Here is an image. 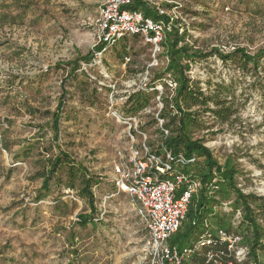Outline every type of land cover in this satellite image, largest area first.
Masks as SVG:
<instances>
[{
  "label": "rangeland",
  "instance_id": "374dc122",
  "mask_svg": "<svg viewBox=\"0 0 264 264\" xmlns=\"http://www.w3.org/2000/svg\"><path fill=\"white\" fill-rule=\"evenodd\" d=\"M104 1L4 0L16 15V23L0 26V264L153 262L128 195L107 199L103 217L85 227L76 224L77 213L89 211L85 201L63 196L66 214L61 215L53 211L51 199L57 193L35 198L41 184L40 178L32 177L39 166L36 152L51 140L46 125L49 116L43 112L55 109L66 77V69H56L54 64L85 54L101 42L104 34L98 18ZM171 1L176 6L168 13L182 24L185 42L194 48L209 52L216 47L228 52L245 47L254 53L264 46V0ZM171 25L172 19L166 30ZM130 45L129 60L122 62L115 48L96 53L91 63H81L75 78L64 82L68 93L58 144L98 178L93 189L98 210L102 196L114 191L108 180L117 153H128L133 143L122 118L124 100L166 64L163 46L154 52L144 40L130 41ZM188 75L205 92L219 84L234 92L238 109L232 122L221 127L215 124L198 134L220 162L227 155L236 157L244 192L264 195V79L258 83L249 69L222 61L216 54L192 62ZM163 80L171 92V81ZM155 88L162 91L161 81L155 82ZM161 106L158 95L151 98L150 105L136 115L137 128L156 117ZM156 127L150 125L142 131L145 140L154 145L160 143L155 139ZM36 134L42 136L41 144L32 155L14 162L12 154L21 150L22 141ZM134 139L138 146L144 137L137 133ZM4 142L9 149L3 148ZM228 204L218 210L227 212ZM238 215L234 214L233 224ZM243 250L238 246L235 256L241 258Z\"/></svg>",
  "mask_w": 264,
  "mask_h": 264
},
{
  "label": "trees",
  "instance_id": "16d2710c",
  "mask_svg": "<svg viewBox=\"0 0 264 264\" xmlns=\"http://www.w3.org/2000/svg\"><path fill=\"white\" fill-rule=\"evenodd\" d=\"M157 6L170 10L176 4L166 1L159 3L158 0H132L127 8L140 10L145 17L168 22L172 16L160 14ZM9 8L10 4H4V0H0V26L16 23V15L11 14ZM180 25L182 24H179V20L172 17L171 30H165V37L161 42L166 64L161 71L154 73L149 82L144 83L145 86L127 95L122 112L126 117H136L150 105L151 98L158 95L162 106L157 116H151L150 120L138 125L141 131L147 126L157 125L155 139L160 143L154 145L146 140L150 150L160 153L163 148L174 156L182 154L185 157H197V161L185 165L183 171L193 180H197L199 186L191 194L180 226L168 239L170 245L179 249L193 248L191 254L180 264H264V195L244 192L239 186L242 173L236 157L227 155L223 162H220L198 134L215 124L221 127L232 122L238 109L234 92L229 86L220 84L215 85L210 92H205L188 75L192 62L216 54L222 61L236 62L240 68L249 69L254 73V79L262 83L264 46L254 53H250L245 47H234L228 52L214 47L209 52H203L185 42L186 31L180 30ZM135 40L143 38L135 33L122 36L112 45L106 46L105 42H100L85 54H78L72 60L54 64L56 69H66V77L61 81V93L55 109L43 112L45 116H49L46 125L51 131V140L40 152H36L40 155V159L36 160L39 166L32 177L40 178L41 184L35 198L42 200L52 192L57 193V196L51 199L53 210L64 215L66 213L63 211V205L66 202L62 197L67 195V191H73L75 198L85 201L89 208L88 212L84 209L77 213L76 224L80 227H85L94 219L100 220V210L93 192L98 178L88 171L84 163L76 160L69 151L58 144L59 122L68 93L64 82L75 78L81 63H91L98 52L104 53L115 48V55L122 62L124 58L129 60V55L133 53L130 41ZM146 44L149 45L147 42ZM163 78L175 84L171 92L168 91L169 86ZM156 81H161V92L155 88ZM29 112L34 113L36 110L29 109ZM163 130H167V135L163 134ZM132 133L136 134L134 130ZM40 139L42 136L36 134L31 139L22 141L21 150L12 154L14 162L32 155L34 147L41 144ZM3 148L9 149V144L4 142ZM225 202H229L230 210L219 211L218 208ZM236 213L239 214L238 221L233 224L232 218ZM219 230L238 240L229 248L228 240L219 237ZM207 240L210 242L206 243ZM238 246L244 248L241 258L234 254Z\"/></svg>",
  "mask_w": 264,
  "mask_h": 264
},
{
  "label": "built area",
  "instance_id": "2783aa9c",
  "mask_svg": "<svg viewBox=\"0 0 264 264\" xmlns=\"http://www.w3.org/2000/svg\"><path fill=\"white\" fill-rule=\"evenodd\" d=\"M131 1L103 2L98 18V26L104 34L101 42L108 46L122 36L137 33L152 46L154 52H159L168 22L145 17L140 10L128 9ZM157 10L160 14L170 15L162 6H157ZM98 54L101 55L102 52ZM169 85L174 87L175 84L170 82ZM122 118L127 124V134L133 143L134 135L137 133L143 135L144 139L138 146L132 143L128 153H117V160L111 166L108 180L114 191L102 196L100 217L104 215L107 199L120 193L128 195L135 205L136 217L144 232L145 248L150 251V257L153 258L152 264H180L191 254L193 248L179 249L170 245L168 239L180 226L191 194L199 186L197 180H193L183 171L184 166L196 162L197 157L194 155L185 157L182 154L174 156L163 148L160 153L151 151L146 143L145 133L137 128L136 117ZM132 130L136 134L132 133ZM163 134L167 135V130H163ZM66 193L76 199L73 191ZM218 235L222 240H228L229 248L238 240L226 236L221 230L218 231Z\"/></svg>",
  "mask_w": 264,
  "mask_h": 264
},
{
  "label": "crops",
  "instance_id": "0c3cea01",
  "mask_svg": "<svg viewBox=\"0 0 264 264\" xmlns=\"http://www.w3.org/2000/svg\"><path fill=\"white\" fill-rule=\"evenodd\" d=\"M55 213H57L55 210H53ZM58 214V213H57Z\"/></svg>",
  "mask_w": 264,
  "mask_h": 264
}]
</instances>
